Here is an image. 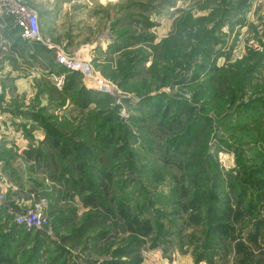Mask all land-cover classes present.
Wrapping results in <instances>:
<instances>
[{"label":"rangeland","instance_id":"obj_1","mask_svg":"<svg viewBox=\"0 0 264 264\" xmlns=\"http://www.w3.org/2000/svg\"><path fill=\"white\" fill-rule=\"evenodd\" d=\"M39 1L28 6L37 16L40 42H29L25 51L11 48L17 34L9 18H0V115L7 114L10 124L22 133L20 148L14 139L0 140V232L4 224H15V217L28 210L40 211L46 225L29 230L20 226L24 231L19 228L18 235L4 244L8 253L3 254V263L20 264L26 257L23 252L34 247L35 253L27 254L28 259L37 256L32 264H208L195 262L200 253L210 264H264V215H260L264 197L254 200V215H249L247 202L242 206L246 215H221L217 226L241 233L234 234L233 240L217 244L209 231L211 220L204 223L213 211L217 214V197L221 199L217 165L222 173L261 167L264 0H56L53 9L49 2ZM47 9L50 14L44 19ZM3 23L10 28L1 27ZM164 41L177 43L188 62L194 60L182 83L173 79L179 69L174 71L163 58L166 50L159 49ZM37 51L44 53L43 63L31 60L30 67L17 66L16 75L24 79L29 73L31 78L24 81L17 76L18 95L9 88V102L1 104L4 83L15 87L5 64L14 68L13 57ZM56 53L85 62L90 69L87 78L71 72L79 76L75 86L110 97L100 108L89 107L102 113L97 119L79 111L72 105L74 95L63 92L64 73L70 72L55 67ZM257 61L259 69L242 85L235 83L229 97L218 105L220 94L209 73L238 67L245 74ZM169 73V81L177 84L161 83L163 74ZM190 75L195 76L193 84ZM199 85H203L200 98ZM177 102L198 121L200 130L181 132L185 119L173 107ZM256 106L258 116L234 122ZM155 107L162 109L168 128L161 129L159 121L148 117ZM108 114L117 120L108 119ZM243 121L248 132L237 128ZM45 124H51V132L47 133ZM118 125L128 127L131 137L118 140L115 148L126 145L127 150L114 156L100 144L104 130ZM50 137L59 140L57 149L50 146ZM193 155L201 157L194 174L203 170L200 185L207 186L199 199L178 169L179 160ZM78 166L84 167L86 180L96 172L90 178L98 186L94 198H90V185L75 170ZM213 176L216 179L211 182ZM186 187L190 191L184 198ZM131 193L136 201H127ZM140 193L145 197L141 199ZM187 199L201 205V210L184 208ZM229 207L237 209L234 204L225 209ZM139 223L149 224L147 236H135ZM254 227L260 228V235L246 240V231Z\"/></svg>","mask_w":264,"mask_h":264},{"label":"trees","instance_id":"obj_2","mask_svg":"<svg viewBox=\"0 0 264 264\" xmlns=\"http://www.w3.org/2000/svg\"><path fill=\"white\" fill-rule=\"evenodd\" d=\"M247 0H244V2L246 3ZM8 22V21H7ZM6 22V23H7ZM10 24L7 27V25L5 23H3V25H1V27H6L10 28ZM7 30H11V29H7ZM16 34V31H15ZM20 39V38H19ZM177 43H170V42H162L161 44H159V49H163L166 50L165 54L163 55L164 60L169 63L172 67L173 70L175 71L177 68L179 69L178 74L173 77V79H180V82L182 83V81H184L182 78L188 75V67L193 65V61L191 63H189V57L187 56V54L185 53V51L183 50L184 48H180L178 47V45H176ZM264 58V53H262L260 55V59ZM191 64V65H190ZM260 67V61L256 62V64L254 66L249 67L246 71L245 74H242L241 71L237 68H235L234 70H231L229 68H217L215 70H212L211 73H209V78H214L211 80V82L216 86L217 85V91L219 92V98L217 97V104L218 105H222L224 103V101L226 100L225 98L228 96L229 97V92L232 91V88L234 86L235 83H240L242 85L243 81H247V79H249L248 77L250 76V74L252 75L255 71H257ZM67 78L65 81V87H62L63 92L64 93H69L71 95H74L75 100L72 101V105H74L79 111H84L86 112V114L90 117V118H98L99 116H101L102 113H100L96 108L94 109H90L89 107L91 105L93 106H97L98 108H100L103 105H106V103L110 100V97L107 95H103L100 93H96L93 91H87L83 88H81V86H75L74 82L77 81V76L78 74L76 73H64ZM164 78L161 80L162 84H166L165 86L171 84H177V82H171V80L169 81V78L172 76L171 73H169L168 75L163 74ZM246 76V78H244ZM178 78V79H177ZM158 81V79H156ZM195 80V76H191L190 75V79L189 81L191 82V84H193V81ZM168 82V83H167ZM203 85H199L198 88V96L199 98L203 95V92L201 91ZM62 92V93H63ZM198 99V98H197ZM181 101V100H180ZM180 102H177L175 105H173V107L175 108L176 111L178 112H182V114H184L183 119L185 124L183 125V127L181 128V132L184 131L185 134H191V132L193 131V129L200 130L199 126H198V121H194L190 118L189 113L187 111V113L183 112V107L179 104ZM168 107H172L170 104L168 105ZM256 108H258V110H260V108L258 106L254 107L253 109H251V114H239L234 122L237 123H241L242 120H244V118H251L252 116H258V110H256ZM155 113L152 115H149L148 117L151 118L152 120H156L160 122V128L161 129H165V119L164 116L161 115V108L160 107H155L154 108ZM104 114V113H103ZM188 114V115H187ZM103 118L105 115H102ZM108 119L111 118H116V116L114 114H108L106 115ZM53 117H47L46 119H52ZM106 118V119H107ZM179 120L180 116L178 117ZM105 119V118H104ZM117 120V118H116ZM250 120H254L250 119ZM48 121V120H46ZM45 121V122H46ZM177 122V121H176ZM257 125L260 124V121L256 122ZM178 125L180 123H177ZM245 121H243L242 124H239L237 126L238 129L241 130H246L248 132L247 127L244 125ZM107 125L102 124V126ZM44 128L47 130L48 132H51L52 126L51 124H45ZM168 128V127H166ZM110 131H105L102 134H106L103 137V144L101 145V148L103 150H112L109 152V154H114V156H116L117 153H119L120 151H126L127 150V146L126 145H122V147L120 149L115 148V146L118 144V140L121 139L123 136H130L131 137V132L128 129V127H123L122 125H118L116 127H112L109 129ZM250 131V129H249ZM200 132V131H199ZM251 132V131H250ZM99 137V134H98ZM53 137H50L49 139L47 138V140H49V144L52 148L57 149L58 145H59V140L58 139H52ZM94 141H96V139H94ZM48 143V142H47ZM88 143L90 144V141H88ZM98 143V142H96ZM77 146V145H76ZM82 146V145H80ZM260 151V159H261V163H260V169L259 167L257 168H253V169H242L240 167H237V172L233 171L232 173L230 172H225L222 173L220 171V169L218 168L217 165V188L222 186L221 189V199H219L217 197V214L213 211V215H208V218L204 219V223H206L207 221L211 220V223L213 224V229L212 226L209 227V231L210 232H214L215 236L214 239L216 237L217 239V244H219V242H221L222 240H233V235L237 234V236H240L241 233H238L239 231L236 229H229V228H225L223 225L217 226V224L220 222L221 220V215H228L229 213H234L236 212L235 215H246L245 212L242 209L243 203L247 202V207H248V212L249 215H254L256 206L253 205V202L256 198L258 197H264V188H260V185H262L264 187V157H262V155H264L263 151ZM262 154V155H261ZM183 156V155H181ZM178 169L179 171L182 173V180L183 181H188L190 185H192L196 190V194H197V198L199 199L200 197V193L202 194H206V192L204 191L205 188L207 186H201L200 183L202 182V179L205 178V173L203 170L198 171L197 174H194V172H196L197 170L200 169V165H201V157L200 156H186V158H184L183 160H179L178 161ZM84 167H76L75 170H77V172L80 174V176L82 178L83 174H82V169ZM193 168H198L193 170ZM96 172H92L89 173L88 176H86L87 180L84 178V183H88L90 186L89 187V193L90 198H94L95 197V192H96V188L98 189V186L92 182L93 179H90L91 177L96 176L95 175ZM63 176V175H62ZM263 178V181H257L254 182L251 178ZM61 179H63L60 176ZM65 181L67 180V178H64ZM91 181H90V180ZM216 178L213 176L211 178V182H213ZM262 183V184H261ZM72 188H76L75 185H72ZM188 187H186L184 192V198L188 197V193L190 190L187 189ZM226 189H229L230 193L227 194L226 193ZM142 191V190H141ZM202 191V192H201ZM143 192V191H142ZM78 194V193H77ZM139 196L142 198L145 197V193L142 194L140 193ZM136 195H133L132 193L127 196V201L129 199V202L131 201H136ZM128 202V203H129ZM144 206L147 207L146 202L143 203ZM236 205L237 209L235 211H231V208L229 207V211L227 208L229 205ZM128 206V205H127ZM252 208H251V207ZM190 209V207L192 209L201 210V205H194L192 202L189 201V199H187V204L184 206V208ZM128 208V207H127ZM214 210L216 209V206H213ZM139 209H145L143 207H139ZM212 209H210L209 211H211ZM224 210V211H223ZM0 213H3V209H0ZM1 215V214H0ZM3 215V214H2ZM260 215H264L260 213ZM126 216V215H125ZM123 216V218L125 217ZM205 217V215H204ZM1 218V217H0ZM9 218V217H8ZM93 220V219H91ZM9 222H7V224H4L3 229L5 228V230L0 232V264H4L3 261L4 259H1L3 254H7L8 252L6 251L7 248H4V244L9 242V239L13 238L14 236L18 235V231L19 228L22 229V227L17 226L16 224H10ZM197 223H201V220L197 219L196 220ZM140 224V231H138L137 233H135V236H141V237H145L147 236L150 231H149V224L148 223H144L143 225L141 223ZM259 224V223H258ZM243 226V224H241L239 227ZM245 228V226H243ZM246 229V228H245ZM23 230V229H22ZM24 231V230H23ZM241 232V231H240ZM247 236H246V240H253L255 239V237H257L258 235H260V228L259 227H254L252 228L250 231H246ZM152 235L154 234V232L151 233ZM38 236H41V232L40 231H36V234ZM192 242H198L196 239H193ZM215 244V242L213 243ZM218 248V247H217ZM25 251V249H22ZM31 252L32 254L35 253L34 251V247H32L29 250H26L24 253L25 260L21 261L20 264H32L33 260L35 257H32L31 259L27 258V254ZM17 252H14L13 257L16 256ZM218 253V250H217ZM218 256V255H217ZM22 258H24V256H22ZM207 262L208 264H210L209 258L206 257V255L204 253H200L198 256L195 257V262L199 263V262ZM112 264H118L117 262H110ZM122 264V263H119Z\"/></svg>","mask_w":264,"mask_h":264},{"label":"built area","instance_id":"obj_3","mask_svg":"<svg viewBox=\"0 0 264 264\" xmlns=\"http://www.w3.org/2000/svg\"><path fill=\"white\" fill-rule=\"evenodd\" d=\"M7 17L12 22L17 36L26 42H40L37 16L28 6V0H0V18ZM56 64L68 72H80L84 78L90 77L91 71L85 62L69 59L56 53ZM60 85V81L58 82ZM40 211H25L14 219L15 224L26 229H42L46 220Z\"/></svg>","mask_w":264,"mask_h":264},{"label":"crops","instance_id":"obj_4","mask_svg":"<svg viewBox=\"0 0 264 264\" xmlns=\"http://www.w3.org/2000/svg\"><path fill=\"white\" fill-rule=\"evenodd\" d=\"M39 0H28V3H31V2H37ZM42 2H49L51 9H53V5H55V2L56 0H43V1H39V3H42ZM74 0H71L70 3H73ZM48 11H50V9H47V11H45L43 14V18L44 19H47L48 18V15L50 13H48ZM57 20V19H56ZM16 37V36H15ZM14 39V38H13ZM28 45H30L29 42H26V41H22L21 39H19V37L17 36V38H15L11 44V48H14V50H22V51H25L27 50L28 48ZM10 48V47H9ZM21 51V52H22ZM32 56V57H31ZM14 60L17 62L14 63V68L12 67V65L10 67H8L7 64H5V71H8L7 75H8V78H13L14 81H13V85H15V87H7L4 83V91H5V95H4V99L1 101V104H6L9 102V99H7V92L9 91V88H11V90H13L14 92L16 91L17 92V82H19V79H17L16 77L19 76L20 79H23V77H21V75H16V71L18 69L17 66L23 64V66H26V67H30L29 63L31 60H33L34 62H36V64H40V63H43V59H44V53H41L40 52H33L29 53V55H27V53L25 54H22V55H18L16 57H13ZM55 67L56 68H60L58 65L56 66V64L54 63ZM22 66V67H23ZM8 67V68H6ZM61 69V68H60ZM5 74V73H3ZM3 78V77H0V79ZM31 78V75H29L28 73V76L25 77L23 80L24 81H28L29 79ZM3 80V79H2ZM14 88V89H12ZM15 92V93H16ZM17 94V93H16ZM18 95V94H17ZM8 101V102H7ZM19 123H16V125H18ZM14 125V124H13ZM18 131L12 126V124H10V119L7 118V114H2L0 115V140H5V141H8V140H11V139H14V145H17L18 148H20V146H22V133L20 130V128H17Z\"/></svg>","mask_w":264,"mask_h":264},{"label":"bare ground","instance_id":"obj_5","mask_svg":"<svg viewBox=\"0 0 264 264\" xmlns=\"http://www.w3.org/2000/svg\"><path fill=\"white\" fill-rule=\"evenodd\" d=\"M61 68V67H60Z\"/></svg>","mask_w":264,"mask_h":264}]
</instances>
